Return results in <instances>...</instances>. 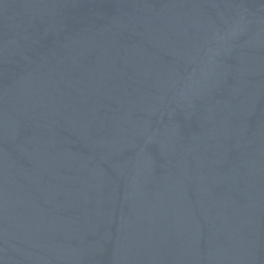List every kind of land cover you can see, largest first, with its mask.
<instances>
[{
	"label": "water",
	"instance_id": "95a60500",
	"mask_svg": "<svg viewBox=\"0 0 264 264\" xmlns=\"http://www.w3.org/2000/svg\"><path fill=\"white\" fill-rule=\"evenodd\" d=\"M0 264H264V0H0Z\"/></svg>",
	"mask_w": 264,
	"mask_h": 264
}]
</instances>
